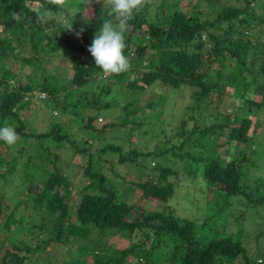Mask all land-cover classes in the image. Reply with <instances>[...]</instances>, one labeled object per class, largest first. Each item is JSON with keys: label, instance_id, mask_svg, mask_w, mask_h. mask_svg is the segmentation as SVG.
I'll return each instance as SVG.
<instances>
[{"label": "rangeland", "instance_id": "obj_1", "mask_svg": "<svg viewBox=\"0 0 264 264\" xmlns=\"http://www.w3.org/2000/svg\"><path fill=\"white\" fill-rule=\"evenodd\" d=\"M245 1L142 0L139 13L156 24L163 23L168 12L175 9L195 14L198 19H214V26L209 29L222 37L219 28L223 22L215 18L225 7L240 8ZM25 2L35 10L34 19L28 18L25 23L38 24L50 38L58 35L61 47L56 51L36 48L33 52L37 58L25 62L23 57L31 54L29 37L14 35L13 39L10 30L0 25V37L7 38L15 47L6 56H0V77L5 70L13 71V76L0 85V95L25 84L36 85L32 90L44 92L43 99H36L29 90L14 104L12 111L19 121L12 115L0 116V126L6 120L15 128L22 125V130L29 133L26 136L17 132L18 140L12 146L0 140V255L10 243L18 244L21 240L30 247L37 244L24 264H64L76 254L81 259L87 256L88 260L96 254L104 260L115 257L120 249L138 244L134 253L124 257V264H173L169 261L173 246L183 241L169 232L155 233L149 226L136 227L128 235L107 229L106 234L99 235L92 228L86 239L69 238L62 233L58 240L42 243L48 239L51 221H43L41 229L32 227L41 222L38 213H43V206L32 207L25 195L26 186L39 187L57 169L61 183L51 191L62 195L71 219L81 194L96 192L88 173H100L103 186L114 191L116 201L131 208V221H140L149 211L170 212L194 223V239L201 244L211 238L238 234L250 260L248 264L258 260L264 264V212L256 213L258 206H254L258 204L257 196L264 192V108H255L245 101L264 100V84L258 86L259 91L251 87L245 91L237 79L233 80L232 75L241 74L244 66L226 49L242 51L245 40L249 45L264 42V0H249L251 14L244 15L248 26L239 46L235 44L237 36L231 34V39L222 44L225 48L220 57L210 54L209 60H203L199 71L211 87L201 96H196L194 87L186 84L174 88L155 81L142 88L134 86L142 83V74L148 70L147 58L134 50L135 44L145 41L140 30L132 33L128 71L100 74L80 86L73 85L71 61L78 55L69 52L65 41L76 45L81 40L66 28L71 23L73 30L83 27L86 42H91L96 33H86L90 25L80 14L84 0H65V6L54 8H43L34 0ZM99 4L108 7L109 0ZM37 10L51 18L39 19ZM60 26L64 27L62 32L58 30ZM200 40L204 42L202 50L209 54L211 44L206 36L202 35ZM196 41L191 42L188 50L194 49ZM40 44L44 48L45 40ZM137 60H141L139 66ZM251 69L255 71L257 65H251ZM41 85L50 89L51 94L43 91ZM88 117L91 120L86 124ZM240 118L250 120L245 142L227 135ZM41 133L44 135L39 137ZM231 158L243 171L238 182L244 190L242 195L226 197L218 188H207L202 170L208 160L226 162ZM161 169L167 173L164 178L159 176L164 172ZM149 180L161 186L169 183L171 194L164 201L144 195L137 183ZM238 200L248 203L245 206ZM10 210L20 224H10L5 229L2 218ZM82 246L86 248L83 253ZM222 264L244 262L238 253Z\"/></svg>", "mask_w": 264, "mask_h": 264}, {"label": "trees", "instance_id": "obj_2", "mask_svg": "<svg viewBox=\"0 0 264 264\" xmlns=\"http://www.w3.org/2000/svg\"><path fill=\"white\" fill-rule=\"evenodd\" d=\"M25 1L0 0V25L10 30L13 39L14 35H19L22 38L29 37L31 54L23 57L22 60L32 62L37 58L33 52L34 49L56 51L60 49L61 45L58 35L50 38L38 24L35 25L34 22L25 23V20L28 18L32 20L35 16V10L31 9ZM34 1L43 6V8L55 7V5H49L46 0ZM80 8V14L84 19L86 17L90 25L86 33L99 30L102 20L108 18L107 11L109 5L106 7L99 3H93L89 7L86 3H83ZM249 14H251L249 0H246L245 5L240 8L225 7L218 18H215L217 21L223 22V25L219 28L223 34L221 37L209 29L214 26V19L211 21L198 19L195 14L175 9L168 12L163 23L156 24L148 21L139 12L136 13L135 18L128 22L129 28L125 32L127 47L123 49V55L128 57L134 38L132 36L133 31H142L145 41L140 45L135 44L134 50L138 56L147 58L148 70L142 74V83L134 86L142 88L155 81L174 88L186 84L194 87L196 96L205 94L211 85L203 80L199 71L203 60H209L210 54L217 53V57H220L221 50L225 48L222 44L229 40L231 34L237 36L235 44L239 46V39L245 36L244 29L248 26L244 15ZM63 28L60 26L58 30L62 32ZM84 31L80 35V43L74 45L68 40L65 41V45L69 47V52L78 55L77 58H73L71 61L72 74L70 82L75 86H80L100 74H109L104 73L95 65L91 54L87 51V47L91 42H86ZM202 35L206 36V40L211 44L209 54L202 50L204 47V42L200 40ZM42 39L45 40L46 46L44 48L40 44ZM194 39H197L194 49L188 50V46ZM248 42V40L243 41L245 49L242 51L240 49L231 50L226 48L234 56L235 61L244 66L243 72L232 75V79H237L245 91L250 87L254 91H259L258 86L264 84V65H262L264 59L262 61L261 58H264V42L256 43L255 45H249L247 44ZM13 48H15L14 45L7 38L0 37V56H6L7 51ZM249 49L252 50L250 54ZM256 49L260 50L257 54L254 53ZM203 52L205 53L204 59L202 58ZM140 62L141 60H137L138 66ZM254 64L257 65L255 71L251 69V65ZM11 76H13V71L5 70L2 77H0V85L4 84L5 79ZM128 84L133 85L135 83ZM33 86L25 84L23 87L19 86L17 89L4 91L0 95V116L4 118L7 115H12L19 121L12 108L18 100L26 95L27 91H32ZM41 88L46 93L51 94L50 89H47L45 85H41ZM43 98L44 96L36 99ZM245 101L246 104L255 108H264V100L254 101L247 98ZM90 120L88 117L86 124H89ZM236 121L237 125H232L227 135L230 139L245 142L247 140V130L250 120L240 118L236 119ZM221 126L223 125L219 127ZM16 131L22 135H29V133L22 130V125L16 127ZM43 135L42 133L38 134L39 137ZM120 159L124 160L123 157H120ZM235 162L236 160L233 158L227 159L226 162L218 159L208 160L202 170L207 188H213V191H216V188H218L217 191L226 197L242 195L244 190L243 184H239L238 181L243 175V171ZM160 171H164L159 174L161 178H164L167 174L166 171L163 169ZM88 174L93 178L90 184L94 183L96 192L81 194L75 204V217L73 219H71L67 212V204L62 202V195L58 191H51L53 186L60 185L61 183L59 179L60 173L57 169H54L47 181L43 182L39 187L37 185L32 186L31 184L26 186L25 195L30 198L32 207L34 208L37 205L41 209V205L43 206V213H38L41 222L32 225V227L41 229L43 221H51L48 239L42 243L58 240L62 233H65V236L69 238L78 237L86 239L92 228H96L99 235L106 234L104 232L105 229L128 235L136 227L143 228L149 226L154 228L155 233L162 230L175 235L183 241L182 244H175L173 246L169 258V261L173 264H222L225 261L234 259L238 253L242 255L244 264H248L250 261L248 256L245 255L244 246L240 243L238 234L234 237L211 238L205 244H201L194 239V223L188 219L172 216L170 212L149 211L142 215L140 221H131L129 217L131 208L125 203L116 201L114 191L103 186L104 177L100 173ZM137 185L142 189L144 195H150L159 201H164L172 191L169 183L161 186L155 184L152 180L143 183L138 182ZM1 198L2 194H0V202ZM238 201L245 206L248 203L247 201L244 202V200ZM257 203L254 205L258 206L255 212H264V192L257 196ZM153 220L156 221L155 224H151ZM15 223L20 224V219L16 218L13 211L10 210L3 216L2 224L5 229H9L11 227L10 224ZM208 228H212V225H208ZM240 230L237 231L239 232ZM36 246L37 244L30 247L21 240L18 244L10 243V246L4 249L0 255V264L28 263V254ZM138 246V244L129 245L117 251L115 257H106L104 260L96 254H92L90 260L86 259L87 256L85 259H81L76 254L77 257H72L68 263L64 264H124V257L129 253H134ZM99 248L101 249L102 247L99 246ZM80 249L81 253L86 250L84 246L80 247Z\"/></svg>", "mask_w": 264, "mask_h": 264}, {"label": "clouds", "instance_id": "obj_3", "mask_svg": "<svg viewBox=\"0 0 264 264\" xmlns=\"http://www.w3.org/2000/svg\"><path fill=\"white\" fill-rule=\"evenodd\" d=\"M49 5L63 7L65 0H47ZM89 7L93 3H101V0H84ZM142 0H109L107 17L102 20L99 30L94 34L87 51L91 54L95 65L104 73L120 74L131 68V60L123 55V49L127 47L125 32L129 28V21L135 18L136 13L141 10ZM38 18L47 20L51 17H44L37 10ZM66 29L74 31L77 38L80 37L84 28L72 29V23ZM0 140L12 146L18 140V133L14 125L6 120L0 126ZM258 264L261 262L258 261Z\"/></svg>", "mask_w": 264, "mask_h": 264}, {"label": "built area", "instance_id": "obj_4", "mask_svg": "<svg viewBox=\"0 0 264 264\" xmlns=\"http://www.w3.org/2000/svg\"><path fill=\"white\" fill-rule=\"evenodd\" d=\"M31 94L35 97V98H42L44 96L43 92L41 91H35L32 90ZM260 262V260H258ZM258 261L256 262V264H258Z\"/></svg>", "mask_w": 264, "mask_h": 264}]
</instances>
